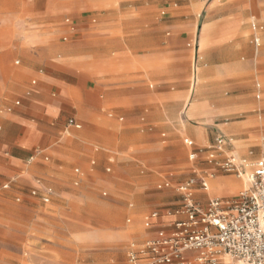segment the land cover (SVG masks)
I'll list each match as a JSON object with an SVG mask.
<instances>
[{"label":"crops","instance_id":"1","mask_svg":"<svg viewBox=\"0 0 264 264\" xmlns=\"http://www.w3.org/2000/svg\"><path fill=\"white\" fill-rule=\"evenodd\" d=\"M203 16L209 19L208 34L200 42L204 56L220 47L230 53L219 61L221 66L209 60L199 63L193 95L190 68L194 61H183L184 55L190 58V52L178 35L186 32L191 36ZM183 18L196 20L185 22ZM254 22L264 27V0H0V194L12 179L15 187H30V197L43 204L61 194L67 203L77 199L89 205L88 197L65 190L69 179H74L71 168L79 166L74 174L84 176L80 167L89 164L94 172L98 160L97 168L103 171L108 163L114 165V149L126 156L118 157L120 166L152 164L155 158L148 146L161 129L174 130L175 142L180 140L176 130L190 136L192 139L184 141L189 154L210 147L219 135L230 137L233 145L228 150L240 163L255 161L264 151L260 144L264 137V89L258 79L264 78V42L260 49L254 46ZM221 69L223 72L217 73ZM206 79L211 86L222 82L223 87L239 93L205 101L200 89ZM184 111L187 120L180 122ZM226 114L240 120L215 126L219 116ZM124 117L125 129L114 131L115 123ZM69 120L80 128L68 126ZM193 123L214 126L211 144H197H205L208 133L204 125ZM138 130L146 133L128 141ZM161 137L164 144L165 134ZM133 147L143 148L132 152ZM180 152V148H170L161 164H152L153 168L175 171L162 179V183H170L169 188H156L164 191L163 196L176 195L173 208L181 199L176 187L186 181L185 176H178L181 169H176ZM191 163V173L194 169L213 170L202 159ZM223 175L217 172L209 179L207 191L195 192V199L204 204L210 198H231L246 186L243 178ZM153 179L151 173L143 180L147 184ZM81 181L78 178L74 186ZM82 185V195L107 188L112 205L126 187L122 180H114V174L103 183L94 181L85 189ZM137 196L144 201L151 197L150 204L157 206L162 195L141 190ZM0 204L6 207L5 198L0 197ZM171 209L148 212L142 218V231L133 234L125 250L132 241L169 231L176 218L167 214ZM153 212L159 215L147 227ZM38 220L33 226L39 231L42 225ZM131 222L128 217L126 224ZM11 224L0 218V233L6 235ZM14 225L21 236L22 220L15 219ZM44 226L48 228L49 223Z\"/></svg>","mask_w":264,"mask_h":264},{"label":"rangeland","instance_id":"2","mask_svg":"<svg viewBox=\"0 0 264 264\" xmlns=\"http://www.w3.org/2000/svg\"><path fill=\"white\" fill-rule=\"evenodd\" d=\"M222 2V0H219ZM168 20V19H167ZM190 22L191 18H183V21ZM214 20V19H210ZM209 19L201 17L199 23L195 25L193 33L190 34L183 32L178 37L183 42V48L188 49L190 52V58L183 61H194L193 66L190 68V76L194 78L193 95L197 92V68L199 63L204 60L214 61L215 64L220 65V60L229 58V49H222L221 47L216 50H212L209 56H204L205 51L201 49V38H203L205 30L207 28L206 22ZM189 35V36H188ZM168 38H171L170 36ZM190 44V47H188ZM207 57V59H205ZM203 60V61H202ZM264 61V59H263ZM216 65V66H217ZM222 69L220 72L222 73ZM264 89V78H258ZM222 81V78L220 79ZM233 82H228L230 84ZM225 83L219 82L215 86L208 84V81H203V87L200 89L201 99L214 100L216 95L220 97L230 98L239 93V90L223 87ZM209 85V86H208ZM176 89V87H172ZM264 101V96L263 100ZM261 102V103H262ZM169 120L173 119L172 115H168ZM178 117V115L176 116ZM219 120L215 122V126L223 123H231L240 120V117H236L232 114H226L219 116ZM180 122L187 120V114L184 111L180 115ZM173 121V120H172ZM114 131H120L125 129L126 119L123 118L122 122L115 123ZM193 126L204 125L207 129L208 139L205 144L196 143L205 147L213 142L215 128L212 126L209 128L207 124L193 123ZM174 130L161 129L157 132L155 138L149 144L150 150L155 162L152 164H161V159L167 156V151L170 148H180L181 154L178 159L175 160L179 164L176 169H181L178 176H185L187 180L191 176L190 167L191 162L188 159L189 149L185 146L184 141L192 139L190 136L182 131L176 130V135L180 140H173ZM146 131H137V135L131 137L128 141L133 139L142 138ZM181 133V134H180ZM135 134V133H133ZM161 134H165L166 142L163 144ZM260 135L257 136L256 142L258 143ZM251 146V147H253ZM143 148V147H138ZM133 147L131 151L138 150ZM120 151L114 149V165L109 163L103 171L98 170L99 162L96 161V169L94 172L90 171V165L86 167H80L84 172V176H76L74 169L79 167L74 165L71 168V174L73 180L65 190L74 191L78 197H88L89 205L81 204L76 199L69 201L63 198L61 194L53 199L49 204H43L37 199L30 197L31 188L28 186L15 187V182L12 179L7 181L8 187L4 190V193L0 194V197L5 198L6 207L0 204V218H6L11 221V225L8 226L9 231L6 235L0 233V264H128L125 254V249L128 242L133 239V234L142 231V218L151 211L162 210L166 208H174V203L177 202L176 195L171 194L163 196L164 191H158L156 188L162 183V179L169 173L175 171L170 168L152 167V164L147 162H137L136 165H118V157H126L120 155ZM174 155V153H171ZM173 162L174 160H168ZM111 167V171L107 172L106 169ZM125 172H123L124 170ZM154 174L155 179L153 182L144 183L145 176ZM114 174V180H122L125 184V188L122 189L120 196H116L118 202L112 205L109 202V190L107 188H99L94 193H88L82 195V186H88L95 181L96 183H103L105 179ZM124 179H121V176ZM221 175V174H219ZM226 176V175H223ZM81 179L78 187L74 186V182ZM82 183V184H81ZM245 184V182H244ZM133 190H139L137 193H131ZM142 191H146L149 195L161 194L160 205L153 206L150 204L152 198H147L144 201L139 195ZM128 193V194H125ZM241 191H239L240 193ZM103 193H107V197H103ZM128 204H132V208H128ZM130 217L131 224H126V219ZM21 219L22 235L16 234L18 229L14 225L15 219ZM38 220V223L42 225L39 227V231L36 226H33ZM49 221H46V220ZM49 223V227L46 226ZM51 225V226H50ZM127 228L130 230L127 231ZM47 230V232H46Z\"/></svg>","mask_w":264,"mask_h":264},{"label":"built area","instance_id":"3","mask_svg":"<svg viewBox=\"0 0 264 264\" xmlns=\"http://www.w3.org/2000/svg\"><path fill=\"white\" fill-rule=\"evenodd\" d=\"M252 29V42L260 49L264 27L254 22ZM68 126L80 128L73 120L68 121ZM187 144L192 146L190 141ZM260 144L264 150V137ZM232 145V138L219 135L210 147L191 151V162L202 159L213 170L194 169L176 187L181 199L176 208L167 211L176 217L170 230L130 242L126 251L129 264H264V151L255 161L240 163L228 150ZM217 172L245 176L247 186L234 197L210 198L201 204L195 199V192L207 191L209 179ZM169 187V182L158 185V189ZM158 215L153 212L146 226Z\"/></svg>","mask_w":264,"mask_h":264},{"label":"bare ground","instance_id":"4","mask_svg":"<svg viewBox=\"0 0 264 264\" xmlns=\"http://www.w3.org/2000/svg\"><path fill=\"white\" fill-rule=\"evenodd\" d=\"M242 178H243V179L246 181V178H245V176H243ZM246 186H247V181H246ZM246 186H245V187H246ZM245 187H244V188H245ZM244 188H243V189H244Z\"/></svg>","mask_w":264,"mask_h":264}]
</instances>
